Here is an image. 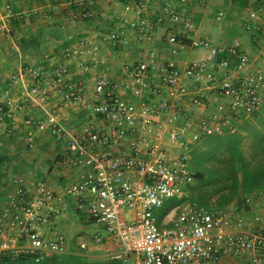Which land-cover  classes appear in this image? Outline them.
Returning <instances> with one entry per match:
<instances>
[{
    "label": "built area",
    "instance_id": "1",
    "mask_svg": "<svg viewBox=\"0 0 264 264\" xmlns=\"http://www.w3.org/2000/svg\"><path fill=\"white\" fill-rule=\"evenodd\" d=\"M38 2L35 10L20 13L7 4L0 12V33L11 37L14 20L48 19L49 14H43L42 9H58L64 4V19L75 24L91 16L97 0ZM180 2L186 4L187 0ZM224 16L221 11L216 19ZM164 20L194 30L193 22L171 3L162 8L158 21ZM132 27L142 33L153 30L147 19L132 23ZM246 28L251 29V24ZM257 29L264 35V29ZM183 37L171 35L167 39L170 58L161 59L152 51L124 65L122 86L134 97L123 96L119 85L101 73H94L90 91L82 80L68 85L66 66L52 76H46L43 67L30 69L31 82L24 97H0V123L26 110L31 101L47 103L54 93L90 115L78 132L56 110L35 125L50 131L64 145L61 164L84 169L67 191L77 209L102 224L120 248L110 255L109 264L132 256L134 264H221L226 256L243 255L249 257V264H264V225L259 214L252 220L234 217L226 207L205 208L185 199L189 194L186 187L195 180L189 164L190 146L207 136L239 130L246 118L262 108L264 69L243 49H226L204 39L193 40L192 47L206 49V55L182 67L173 55L183 46ZM108 39L129 42L120 30ZM97 53V46L79 49L78 73L94 70L99 63ZM86 54L92 65L83 59ZM212 96L218 101L211 113L193 111L205 109ZM32 141L31 137L30 145ZM12 184L13 189L0 197V264L5 255L17 258L32 254L39 260L51 253H67L68 239L56 228L66 197L50 188L45 179L36 183L34 191L24 176L16 177ZM262 196L264 190L248 196L245 205ZM173 198L185 200L165 216L170 225L161 226L156 212ZM232 208L240 207L234 202ZM104 238L100 234L96 240Z\"/></svg>",
    "mask_w": 264,
    "mask_h": 264
},
{
    "label": "crops",
    "instance_id": "2",
    "mask_svg": "<svg viewBox=\"0 0 264 264\" xmlns=\"http://www.w3.org/2000/svg\"><path fill=\"white\" fill-rule=\"evenodd\" d=\"M29 2L30 0H0V12L7 4H12L19 13L31 12L39 7L38 0H34L32 5ZM140 2L143 3L139 5ZM165 3L177 6L185 18L193 22L194 30L188 31L182 24H173L168 20L159 22ZM66 6L64 4L58 9L52 6L42 9L43 14H49L48 19L38 17L27 21L15 20L19 22V27L16 29L13 27L11 37L0 33L2 50L0 56L6 50L8 55L13 51L16 56H20L19 60L6 59V65L0 62V75L3 78L0 80V86L4 81L10 83L8 89L1 90L0 97L18 99L24 97L31 82L30 69L43 67L46 76H52L56 70L64 66L68 71L69 86L82 80L92 91L95 83L94 73L97 72L119 85V91L123 96L134 97L132 92L122 86L124 65L138 61L152 51L157 52L161 59L172 57L171 46L167 43L171 35L184 36L179 53L173 55L182 67L192 60L203 58L207 53L206 49L192 47L195 39L208 40L226 49L239 47L249 55L250 51L253 52V49L261 46L263 43L261 39H264V35L257 29V27L264 29V0H187L186 4H181L180 0H97L91 9V16L75 24L64 19ZM127 6H130L131 10L127 11ZM221 11L225 16L217 20V15ZM252 13H256L257 17L252 18ZM143 19H147L153 27L149 33H142L138 27H132V23L139 24ZM248 24L252 26L249 30L246 28ZM43 27L52 31L56 38L61 36L63 39L74 40V44L60 52L58 48L63 39L58 41L51 38L48 33L45 37L47 42L39 51L30 49L23 52L18 43L14 42V39L19 41L36 34ZM24 28H31L33 32L15 35L17 30ZM116 30L125 32L128 44L108 39V35ZM83 45L97 46L99 63L91 72L80 74L77 71V62L80 60L77 52ZM8 47L12 49L8 51ZM27 58L33 59V62ZM83 59L92 65L89 54L84 55ZM217 101L218 99L213 97L205 109L199 110L200 112L195 109L193 111L199 112L198 114L202 112L209 114L217 107ZM55 110L67 118L65 123L74 127L76 132L83 121L90 119V115H87L82 107L64 101L62 95L54 93L47 103L38 105L31 101L26 110L19 111L14 118H8L4 123H0V197H4L13 189L12 183L18 176L27 179L32 191L40 179H45L50 188L66 197L63 214L58 217L56 228L68 239L67 253L82 256L85 264H109L110 255L117 254L120 248L109 239L102 224L89 219L85 213L77 209L67 191L69 184L75 181L84 169L61 164V157L65 152L64 145L50 131H42L35 125L37 120ZM28 120L32 122L29 123ZM31 137L32 145L29 144ZM232 205L234 203L226 208L234 217L252 220L259 214L264 225V196L246 205L247 208L244 206L235 210ZM161 209L156 212L158 223L161 226H168L169 218L165 216L167 217L173 208L159 219ZM100 234L105 237L103 241L96 240ZM82 244H85V247H82ZM134 259L132 256L127 261L119 259L117 262L134 264ZM221 264H249V257L226 256Z\"/></svg>",
    "mask_w": 264,
    "mask_h": 264
},
{
    "label": "trees",
    "instance_id": "3",
    "mask_svg": "<svg viewBox=\"0 0 264 264\" xmlns=\"http://www.w3.org/2000/svg\"><path fill=\"white\" fill-rule=\"evenodd\" d=\"M13 24L15 29L19 27V22L14 20ZM47 30L43 27L36 34L20 39L18 47L23 52L39 51L47 42V33L58 41L63 39ZM61 43L60 52L69 49L74 40L63 39ZM0 80H3L1 75ZM3 86V90L8 89L10 83L4 81ZM241 128V131L207 136L191 150L193 159L189 162L195 170V183L186 187L189 194L185 199L205 208L222 209L234 202L244 208L248 196L264 190V105L246 118ZM246 140L251 141L249 150L245 147ZM185 199L167 200L159 219ZM2 264H85V261L73 253H51L39 260L32 254L17 258L5 255Z\"/></svg>",
    "mask_w": 264,
    "mask_h": 264
},
{
    "label": "rangeland",
    "instance_id": "4",
    "mask_svg": "<svg viewBox=\"0 0 264 264\" xmlns=\"http://www.w3.org/2000/svg\"><path fill=\"white\" fill-rule=\"evenodd\" d=\"M33 2H34V0H30V5H32L33 4ZM28 3V2H27ZM32 33L33 32V29H31V28H24L23 30L21 29V30H17V32H16V36H19V34L21 35V34H23V33ZM262 40V44H261V46H259L257 49H253V52L252 51H250V53L252 54V56H251V54H250V56L251 57H253V58H256V65L258 66V67H260V68H263L264 69V39L262 38L261 39ZM14 42H16V44L18 43V41L16 40V39H14ZM10 49H12V48H9L8 47V51H10ZM5 52V51H4ZM3 52V54L0 56V62L1 63H4V65H6V63H7V60L6 59H15V60H19L20 59V56H16V53H14L13 51H11V53H10V55H12V56H10V55H8L7 54V50H6V52L4 53ZM202 54V53H201ZM28 59V61H31V62H33V59H29V58H27ZM36 60V59H35ZM19 71V70H18ZM11 73V72H10ZM1 88H0V92H1V90H3V88H4V86L3 85H1L0 86ZM197 111H199V110H197ZM200 112V111H199ZM199 112H196V114H198ZM242 124H243V122H242ZM242 124H240V126H239V130H237V131H241V126H242ZM201 142V141H200ZM200 142H197L196 144H193V145H191L190 146V150H189V152H188V156H189V160L190 161H192V159H193V155L191 154V150L193 149V148H195L197 145H199L200 144ZM246 149L247 150H249L250 149V146H251V141L250 140H246ZM189 164H190V162H189ZM190 168H191V170L195 173V170L193 169V167L190 165ZM193 183H195V180H194V182ZM199 205V204H198ZM200 206V205H199ZM202 207V206H201Z\"/></svg>",
    "mask_w": 264,
    "mask_h": 264
}]
</instances>
